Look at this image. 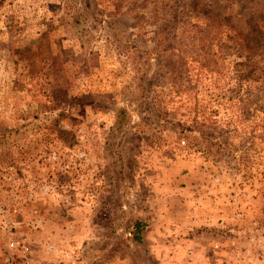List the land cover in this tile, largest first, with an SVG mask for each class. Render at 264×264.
Wrapping results in <instances>:
<instances>
[{"label":"rangeland","instance_id":"1","mask_svg":"<svg viewBox=\"0 0 264 264\" xmlns=\"http://www.w3.org/2000/svg\"><path fill=\"white\" fill-rule=\"evenodd\" d=\"M23 247L264 264V0H0V264Z\"/></svg>","mask_w":264,"mask_h":264},{"label":"crops","instance_id":"2","mask_svg":"<svg viewBox=\"0 0 264 264\" xmlns=\"http://www.w3.org/2000/svg\"><path fill=\"white\" fill-rule=\"evenodd\" d=\"M157 200H158V202L155 203L156 208L153 206L152 208H154V211L152 213H150L153 215V221L154 222L152 224L151 231L148 233L149 235H151L152 233L158 234V232H161V230H162L161 228H164V223L169 220L170 214L171 215L175 214V213L173 214L172 212L167 211L168 208L176 209V208H174V206L167 207L171 201L170 197H168V198L162 197L161 200H160V198H158ZM201 220H202L201 218H197V222L195 223L194 226L203 224L201 222ZM192 228H194V227H192ZM154 240H158V241L162 242L160 238H157V236L154 237ZM166 248H167L166 245H159L156 247V249H154V251L156 252V254H158L157 253L158 251H160L161 253H164V252H166ZM178 255H180V256H178L176 258L181 259L182 256H181L180 252L178 253ZM201 260H202L201 256H196V259L194 260L193 264H200ZM187 264H190V263H187Z\"/></svg>","mask_w":264,"mask_h":264},{"label":"built area","instance_id":"3","mask_svg":"<svg viewBox=\"0 0 264 264\" xmlns=\"http://www.w3.org/2000/svg\"><path fill=\"white\" fill-rule=\"evenodd\" d=\"M53 159L55 158V155L53 156ZM48 190V189H47ZM48 192V191H47ZM238 217H242V214L240 213ZM15 246L14 242L10 243V247L13 248ZM214 248L217 250L218 246H214ZM22 253L24 255V264H30V261L28 260V254H29V248L28 247H23Z\"/></svg>","mask_w":264,"mask_h":264},{"label":"trees","instance_id":"4","mask_svg":"<svg viewBox=\"0 0 264 264\" xmlns=\"http://www.w3.org/2000/svg\"><path fill=\"white\" fill-rule=\"evenodd\" d=\"M136 226V225H135ZM137 230H138V235H137V239L139 240V233L141 232V228L139 227V225H137Z\"/></svg>","mask_w":264,"mask_h":264}]
</instances>
